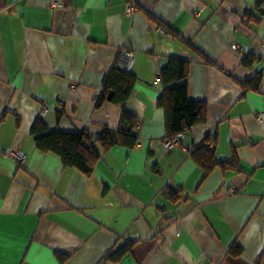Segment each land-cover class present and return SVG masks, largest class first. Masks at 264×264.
<instances>
[{
  "label": "crops",
  "instance_id": "0c3cea01",
  "mask_svg": "<svg viewBox=\"0 0 264 264\" xmlns=\"http://www.w3.org/2000/svg\"><path fill=\"white\" fill-rule=\"evenodd\" d=\"M249 11L254 0H0V264H264V16ZM122 51L138 79L135 148L100 150L91 176L38 151V120L87 139L120 127L121 108L96 101ZM171 58L189 62L208 122L170 150L156 80ZM255 71L260 91L246 92ZM204 146L221 163L235 153L240 172L206 176L192 157Z\"/></svg>",
  "mask_w": 264,
  "mask_h": 264
},
{
  "label": "trees",
  "instance_id": "16d2710c",
  "mask_svg": "<svg viewBox=\"0 0 264 264\" xmlns=\"http://www.w3.org/2000/svg\"><path fill=\"white\" fill-rule=\"evenodd\" d=\"M264 16V0H254V11L245 14L248 21L258 20V16ZM192 47V46H191ZM126 52V51H124ZM123 51L118 55L114 68L105 79L103 91L96 101L99 107L106 98L111 95V102L122 110V123L116 130L105 128L102 134L95 139H87L83 133H67L50 130L41 120H38L33 129L32 137L36 148L42 153L54 154L60 158L63 166L75 169L86 176H91L97 163L104 153L117 146L133 150L138 143L137 125L138 118L127 108V102L138 81L131 71H123L120 63L124 61ZM128 52V51H127ZM208 63H214L205 55L196 51ZM257 60L253 57H245L242 65L253 69ZM190 64L187 61L171 58L168 66L162 68L158 78L163 86V91L157 100V105L164 111L166 138L170 139L179 134H185L196 126L208 122V105L206 102L192 101L189 98L188 77ZM263 75L255 71L248 80L241 82L246 92L260 91ZM194 161L203 169L205 175H209L217 166L240 172L239 161L234 153L232 161L228 163L218 162L213 151L205 146L193 152ZM170 198L177 201L179 193L171 192ZM132 244L126 243L118 250L104 257L105 261L118 262L132 250ZM233 254H240L241 250L234 246Z\"/></svg>",
  "mask_w": 264,
  "mask_h": 264
},
{
  "label": "built area",
  "instance_id": "2783aa9c",
  "mask_svg": "<svg viewBox=\"0 0 264 264\" xmlns=\"http://www.w3.org/2000/svg\"><path fill=\"white\" fill-rule=\"evenodd\" d=\"M59 3H53L52 7L56 8L59 7ZM138 9L136 3L131 2L126 10V14L128 17L133 16V14L136 12V10ZM124 56V61L122 63H120V67L122 68L123 71H130L132 63L134 61V55L132 52L128 51V52H124L123 53ZM156 82H160V79L158 78L156 80ZM183 138L182 134L176 135L170 139H168L165 142V146L168 149H174L176 147H178L181 143V140ZM14 158L16 159V161L20 164H22L25 161V156L22 153H13Z\"/></svg>",
  "mask_w": 264,
  "mask_h": 264
},
{
  "label": "water",
  "instance_id": "95a60500",
  "mask_svg": "<svg viewBox=\"0 0 264 264\" xmlns=\"http://www.w3.org/2000/svg\"><path fill=\"white\" fill-rule=\"evenodd\" d=\"M109 99H111V95H109Z\"/></svg>",
  "mask_w": 264,
  "mask_h": 264
}]
</instances>
